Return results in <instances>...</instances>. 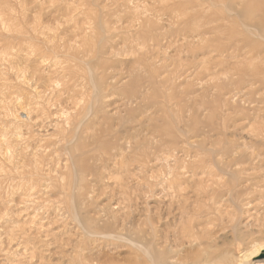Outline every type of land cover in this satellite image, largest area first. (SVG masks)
Segmentation results:
<instances>
[{
  "label": "rangeland",
  "instance_id": "rangeland-1",
  "mask_svg": "<svg viewBox=\"0 0 264 264\" xmlns=\"http://www.w3.org/2000/svg\"><path fill=\"white\" fill-rule=\"evenodd\" d=\"M163 246L264 264V0H0V264Z\"/></svg>",
  "mask_w": 264,
  "mask_h": 264
},
{
  "label": "bare ground",
  "instance_id": "bare-ground-1",
  "mask_svg": "<svg viewBox=\"0 0 264 264\" xmlns=\"http://www.w3.org/2000/svg\"><path fill=\"white\" fill-rule=\"evenodd\" d=\"M234 195V194H233ZM213 198V197H212ZM236 198V197H235ZM214 199V198H213ZM236 199H238V198H236ZM233 200H234V198H233ZM213 202V201H212ZM229 222L231 223V225H233L234 227L233 228H236L237 226H236V223L234 224L233 222H232V220H229ZM206 232V231H205ZM204 235V234H203ZM198 237H200V235H198ZM198 237H196L195 236V234L193 235V234H189L188 232H182V233H180V234H176L175 235V241H174V243H175V247H176V243H178L180 240H181V238H183V239H188L189 240V243H191V242H193L194 244H196L197 246H202V240L203 239H199ZM162 239V238H161ZM163 240V239H162ZM165 241V244H170L169 242H168V240H164ZM172 245V244H171ZM193 245V244H192ZM195 247V246H194ZM173 252H174V249L172 248V246L170 247V251L168 252V248L166 249L165 248V246H163V247H161V248H159V250L158 251H156L155 252V256L153 257V263L154 264H177V262H176V260H175V258L172 256V254H173ZM170 260H173V261H175L176 263H174V262H171ZM180 264H182L181 262H180ZM184 264V263H183Z\"/></svg>",
  "mask_w": 264,
  "mask_h": 264
}]
</instances>
